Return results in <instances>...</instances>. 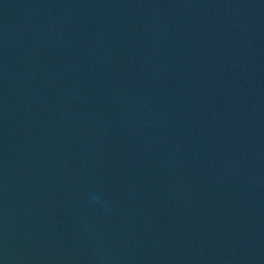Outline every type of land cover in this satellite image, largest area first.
Returning a JSON list of instances; mask_svg holds the SVG:
<instances>
[{"label":"water","instance_id":"95a60500","mask_svg":"<svg viewBox=\"0 0 264 264\" xmlns=\"http://www.w3.org/2000/svg\"><path fill=\"white\" fill-rule=\"evenodd\" d=\"M0 264H264V0H0Z\"/></svg>","mask_w":264,"mask_h":264}]
</instances>
